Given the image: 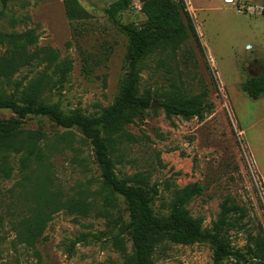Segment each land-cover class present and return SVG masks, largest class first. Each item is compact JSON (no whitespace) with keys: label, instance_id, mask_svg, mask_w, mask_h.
Listing matches in <instances>:
<instances>
[{"label":"rangeland","instance_id":"374dc122","mask_svg":"<svg viewBox=\"0 0 264 264\" xmlns=\"http://www.w3.org/2000/svg\"><path fill=\"white\" fill-rule=\"evenodd\" d=\"M77 1L87 18L69 20L63 0H11L6 6L0 0V33L32 30L37 36L19 50L26 61L9 77H0L1 93L21 105L38 100L56 104L65 114L79 111L93 117L114 101L128 50L126 33L107 14L116 0ZM184 1L202 47L192 36L176 55L168 49L145 57L139 93L152 104L126 126L131 136L116 146L113 171L117 179L141 173L157 184L152 209L159 215L169 213L174 187L201 184L202 193L187 208L203 218L205 230L211 229L224 200L241 206V225L235 221L226 237L244 251L264 236V96L252 99L241 89L248 76L264 74V0L249 2L256 9L244 14L223 0ZM140 8L139 0H131L116 17L123 25H141L146 17ZM8 48L0 42V57L11 55ZM28 87L36 90L31 98L24 95ZM202 92L214 106L203 120L168 118L159 105ZM11 116V110L0 109V118ZM22 127L44 131L48 158L24 174L17 156L12 157V175L0 182V264H125L131 242L123 236L121 252L112 238L129 220L127 207L116 193L112 206L105 205L110 191L103 188L90 140L72 130L70 143H57L66 130L44 118L28 116ZM165 181L170 191L164 190ZM74 202L88 205L85 215L69 208ZM36 216L42 232L30 245L20 231ZM154 261L214 264L213 246L209 241L166 244ZM220 264L244 263L228 257Z\"/></svg>","mask_w":264,"mask_h":264},{"label":"trees","instance_id":"16d2710c","mask_svg":"<svg viewBox=\"0 0 264 264\" xmlns=\"http://www.w3.org/2000/svg\"><path fill=\"white\" fill-rule=\"evenodd\" d=\"M6 6L11 0H1ZM107 10L112 19L127 35L126 72L120 90L114 101L103 108L96 116H88L79 111L63 113L56 104L38 100H28L19 104L11 95L0 92V109H9L13 116L0 118V182L9 179L13 172L12 157L17 156L19 171L27 174L34 167H39L47 160L44 152L46 134L42 129H24L22 124L28 116L44 118L55 126L65 129L56 139L59 142H71L76 130L90 140L95 161L101 168L103 188L109 190L104 197L107 206L113 204V193L123 197L129 220L120 226L119 234L113 236L112 243L121 252H125L123 236L131 242V253L125 254V264H156L154 255L163 252L166 244L191 245L209 241L213 246V263L220 264L225 258L233 257L244 264H264V236H258L247 244L244 251L233 248L227 241L229 227L241 225L245 216L241 206L224 200L219 206L216 220L210 230L202 227L203 218L190 214L187 205L203 191V186L193 183L184 188L174 187L170 194L167 215L155 214L152 204L159 195L157 184H151L148 177L141 173L117 179L114 175L115 163L118 161L116 146L123 138L131 135L125 131L141 111L148 109L152 102L150 97L139 93L140 68L145 57L152 51H172L177 54L180 47L190 37L201 46L195 32L184 0H139L140 11L146 21L141 24L123 25L116 17L119 11L130 6L131 0H116ZM65 15L69 20L87 18L89 14L77 0H63ZM264 17V7L261 11ZM185 16L187 23L182 16ZM2 13L0 12V19ZM37 36L33 31L24 33H0V42H7L11 52L9 57H0V77H9L26 58L19 52L34 43ZM202 47V46H201ZM241 89L252 99L264 96V74L248 76ZM36 93L31 87L24 90L25 97ZM205 92L190 96L171 97L160 102L165 115L170 118L179 116L184 119L203 120L211 113L214 106L205 99ZM34 99V98H33ZM37 99V98H36ZM169 181L164 182V190L170 191ZM88 205L70 203L69 208L78 209L86 214ZM41 218L34 217L27 221L20 231L21 237L33 245L34 239L42 232ZM71 248L74 243H71Z\"/></svg>","mask_w":264,"mask_h":264},{"label":"built area","instance_id":"2783aa9c","mask_svg":"<svg viewBox=\"0 0 264 264\" xmlns=\"http://www.w3.org/2000/svg\"><path fill=\"white\" fill-rule=\"evenodd\" d=\"M224 3L233 4L234 6H236V11L239 14L252 13L256 9L255 6H252L249 3H239L238 1L235 0H224Z\"/></svg>","mask_w":264,"mask_h":264},{"label":"crops","instance_id":"0c3cea01","mask_svg":"<svg viewBox=\"0 0 264 264\" xmlns=\"http://www.w3.org/2000/svg\"><path fill=\"white\" fill-rule=\"evenodd\" d=\"M256 1H260V0H244V2H246V3L256 2ZM261 1L263 2V0H261ZM186 2H188V1L186 0ZM223 2H224V0H223ZM225 4H227V3H225Z\"/></svg>","mask_w":264,"mask_h":264}]
</instances>
